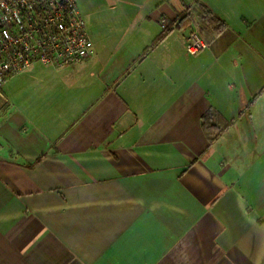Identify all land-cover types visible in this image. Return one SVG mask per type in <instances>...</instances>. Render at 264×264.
I'll list each match as a JSON object with an SVG mask.
<instances>
[{
	"label": "crops",
	"instance_id": "1",
	"mask_svg": "<svg viewBox=\"0 0 264 264\" xmlns=\"http://www.w3.org/2000/svg\"><path fill=\"white\" fill-rule=\"evenodd\" d=\"M219 2L140 0L111 48L94 30L87 61L36 65L7 83L13 95L4 86L0 264H264V182L235 150L256 155L264 9L234 20ZM201 3L226 26L192 57ZM218 94L237 95L228 117L246 141L210 137Z\"/></svg>",
	"mask_w": 264,
	"mask_h": 264
},
{
	"label": "built area",
	"instance_id": "2",
	"mask_svg": "<svg viewBox=\"0 0 264 264\" xmlns=\"http://www.w3.org/2000/svg\"><path fill=\"white\" fill-rule=\"evenodd\" d=\"M162 27L168 26L161 20ZM208 47L198 29L186 37L192 57ZM95 54L77 0H0V98L4 86L36 65L62 68Z\"/></svg>",
	"mask_w": 264,
	"mask_h": 264
},
{
	"label": "rangeland",
	"instance_id": "3",
	"mask_svg": "<svg viewBox=\"0 0 264 264\" xmlns=\"http://www.w3.org/2000/svg\"><path fill=\"white\" fill-rule=\"evenodd\" d=\"M219 5L225 7V9L230 12V17L234 20L237 19L239 13L244 12L247 15V8L251 5L255 10L263 11L264 9V0H219ZM80 10L87 22L89 32L98 31L102 36L109 35L108 39H110L106 46L107 49L111 48L113 45L117 43L121 39V31L119 28L125 23H130L134 21H138L137 10L140 7V0H77ZM198 8L197 13H195L197 27L199 30L201 26V19L197 17L198 12L201 11L200 4H196ZM217 9V8H216ZM199 16V15H198ZM200 19V20H199ZM114 33V34H113ZM113 34V35H111ZM116 40V41H115ZM154 49V48H153ZM76 65V64H75ZM41 66V65H38ZM18 83V82H17ZM19 83L22 85L19 86ZM16 86L21 89L20 96H24V86L23 81L19 82ZM11 89V93L13 95V90L16 87L11 85H6L5 89ZM13 89V90H12ZM236 94V91H234ZM19 94V93H18ZM11 95V97H12ZM17 94H14V97ZM218 102L223 103L222 116H223V125H220L219 130L221 132L225 129L226 133L223 138L231 139L235 138L237 134H239L240 139L246 138V133L243 128V124L241 123V119H230L228 116L231 113L233 103L238 105L237 95L232 97L226 94H218ZM264 100V99H262ZM264 101H260L256 108L251 107V111L253 113V122L255 126L254 135L255 142L250 141L248 143V149H253L256 155L252 157L247 156L245 151L246 142H239L238 148L235 146V150L238 151V154L242 156V163H247V165L253 168L252 172L247 173L246 176L251 178L252 182H260L261 184L264 182ZM248 117V116H247ZM248 128V126H247ZM223 133V132H222ZM220 134V136L222 135ZM216 133H214L215 135ZM246 141V140H245ZM241 148V149H240ZM236 152V151H235ZM229 158V157H228ZM241 165V164H240ZM244 166V165H243Z\"/></svg>",
	"mask_w": 264,
	"mask_h": 264
},
{
	"label": "trees",
	"instance_id": "4",
	"mask_svg": "<svg viewBox=\"0 0 264 264\" xmlns=\"http://www.w3.org/2000/svg\"><path fill=\"white\" fill-rule=\"evenodd\" d=\"M200 7H201V11L199 17L202 23L201 26L199 27V32L208 43L207 38L215 37L219 33H221V31L225 28L226 23L223 19L216 16L206 4L201 3ZM170 30H171V26L170 24H168V26L164 29V35H162V37H164L166 33H168ZM214 114H215L214 112H210L205 117V126L206 129L209 131L210 137L212 138L213 141L216 140L223 132V131L221 132V130H219L218 132L220 125L215 123ZM214 133L216 134L214 135Z\"/></svg>",
	"mask_w": 264,
	"mask_h": 264
}]
</instances>
